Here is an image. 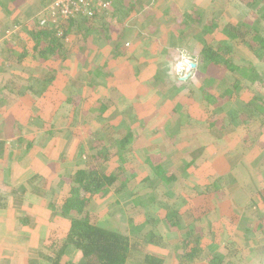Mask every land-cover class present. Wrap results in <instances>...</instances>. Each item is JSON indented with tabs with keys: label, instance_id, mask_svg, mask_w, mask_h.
I'll return each instance as SVG.
<instances>
[{
	"label": "crops",
	"instance_id": "obj_1",
	"mask_svg": "<svg viewBox=\"0 0 264 264\" xmlns=\"http://www.w3.org/2000/svg\"><path fill=\"white\" fill-rule=\"evenodd\" d=\"M15 1L17 6L5 0L8 7L0 9V20L18 26L19 18H37L52 2L37 0L38 7H32L30 0ZM236 2L110 0L107 15L56 26L63 46L58 59L39 68L32 65L37 68L32 78L48 75L53 80L39 89L33 86L36 80L27 82L19 72L6 79L10 73L0 62V109L11 102V118L17 121L0 120V264L37 263L43 246L66 237L67 219L50 206L61 203L68 176L91 167L104 173L110 164L120 166L123 176L137 175L127 184L133 189L155 175L149 166L157 158L164 161L165 171L184 176L180 194L186 202L203 204L205 212L197 213L201 219L193 234L202 239L199 255L183 262L174 252L171 260L167 244L148 245L149 252L164 264H264V119L249 120L252 110H243L232 96L224 67L201 61L205 48L217 46L223 26L241 18ZM5 25L0 39L6 38ZM30 30L23 27L11 42L17 48L32 46ZM9 44L3 42L1 49ZM239 48L234 47L235 58L242 57ZM242 48L249 60L253 54ZM181 52L195 63L194 84L169 75V64ZM11 79L12 88L6 85ZM30 98H40L32 109L41 108L44 118L35 129V114L19 122L11 107L25 111L29 105L24 101ZM10 129L23 136L19 146H7ZM24 147L30 156L19 155L23 158L15 164ZM36 148L42 150L39 155ZM100 151L106 153L105 161L98 158ZM214 187L217 193L210 195L208 189ZM70 251L65 259L74 260L77 253Z\"/></svg>",
	"mask_w": 264,
	"mask_h": 264
},
{
	"label": "trees",
	"instance_id": "obj_2",
	"mask_svg": "<svg viewBox=\"0 0 264 264\" xmlns=\"http://www.w3.org/2000/svg\"><path fill=\"white\" fill-rule=\"evenodd\" d=\"M105 1L110 3V0ZM236 1L241 5L246 15L242 11L243 19L238 23L223 26L217 46L205 48L201 61L206 66L211 65L213 68L224 67L231 80L232 96L239 100L237 103L243 107V110L246 108L252 110L247 114L248 117L250 116L249 120H263L264 0ZM7 7L6 2L0 0V9L7 10ZM72 21L71 19L62 20L60 25L71 24ZM16 23L20 25L18 21ZM56 26L58 24L46 27L34 26V30L27 32L30 35L29 44L31 43L32 46L18 47L19 50H17L18 48L15 46L6 45L4 49L0 50V62H5L4 66L9 73L19 72L18 74L24 77L27 82L32 83L36 80L44 87L48 83L51 84L53 82L51 78H46L43 75L42 79H36L32 78V74L33 70L47 65L45 63L48 60L58 59V54L62 51L63 46ZM63 34L65 35V33ZM235 46H246L261 62L254 64V61L247 60L246 56L240 57L241 59L235 58ZM17 51H20L17 58H9L10 55L13 56V52ZM32 65L38 67L34 68ZM242 117L246 116L242 114ZM28 149L26 148L27 151ZM104 154H106L104 151H100L97 154L99 157H97L105 161L104 158L107 156ZM90 160L92 159H88V161ZM152 161L149 168L155 172V175L151 174L142 179L144 187H141V180L133 189H129L127 184L135 180L137 175L130 176V178L123 176L121 167H112L109 161L107 162L109 164L107 172L99 173L95 167H91L90 170H79L75 175L68 176L65 180L66 188L62 191L61 203L50 206L58 217L67 219L69 224L67 235L59 242L55 241L49 246L47 245L48 248L43 246L38 255L40 259L38 258L37 263H33L164 264V260L153 254L152 249L149 252L147 246L152 248L153 243L162 246L167 244L170 249L171 244L167 242L172 240L176 241V249L173 252L177 253L179 261L192 260L199 255L202 239L196 240L193 234L198 225L197 219H201V217L196 218V215L205 212V208L203 204L200 207L197 203L186 202L185 195L180 194L179 188L184 176H177L178 173L172 169L165 171L161 167L164 161L160 158ZM153 165L156 167L153 168ZM165 188L166 191L163 192ZM167 188L169 189L167 190ZM124 190L132 198L134 213L123 221L119 220L117 214H109V216L108 213L101 214L103 208L107 212L117 203V201L111 202L110 194L112 192L117 195L125 194ZM208 193L211 195L217 193V190L215 187L209 188ZM101 202H106V204L101 207ZM184 215L186 218L183 217ZM139 216H144L146 221L145 225L138 227L135 224V218ZM101 219L102 221H100ZM126 224H129V227ZM137 229L139 232L146 229L150 232L141 237H135L133 240L131 234H135ZM70 250L77 253L74 260L73 258L65 259L70 254ZM169 251L172 252V250Z\"/></svg>",
	"mask_w": 264,
	"mask_h": 264
},
{
	"label": "rangeland",
	"instance_id": "obj_3",
	"mask_svg": "<svg viewBox=\"0 0 264 264\" xmlns=\"http://www.w3.org/2000/svg\"><path fill=\"white\" fill-rule=\"evenodd\" d=\"M3 1H5V0H3ZM7 1H9V3L11 4V5H14V3H15V5L17 6V2L15 1L14 2V0H7ZM21 0H19V2H20ZM8 3V4H9ZM49 3H51V2H49ZM27 4H29V5H31L32 7H38V4H37V0H30ZM47 6L45 5V7H44V9L46 8ZM207 7H209V6H207ZM109 8L107 9L106 8V10H105V12L103 13V15H107L108 13H109ZM107 13V14H106ZM243 13L246 15V12L245 11H243ZM28 16H30L31 15V13H28L27 14ZM217 16V15H216ZM221 16V15H220ZM21 18H24V17H21ZM21 18H19L18 19V21H19V23H20V25L18 26V25H16V24H14L12 21H4V19L5 18H3L2 20H0V22H4V23H2V24H6L5 25V28L6 29H4V32L3 33H5V36L4 37H6L5 39H0V50H1V48H3L2 47V44H3V42H8V43H11L10 45H12V46H15V48L17 47V45H16V42H11V40H12V38H13V36H15V35H17V34H19V33H21V31H22V29H23V27H25V26H30L31 28H34V26H38L39 25V27H41L40 26V21H39V16H37V18H35V17H29L27 20H20ZM233 19H234V21H235V17H233ZM241 19H243V16H241V18H236V23H238L239 22V20H241ZM84 20V19H83ZM82 23V22H81ZM2 24H0V26L2 25ZM83 24V23H82ZM58 25H60V23H58ZM37 28V27H36ZM76 29V28H75ZM8 30H12V33H10L11 35H6L7 34V32H8ZM75 34H77V32L75 33ZM59 37H61V35H59ZM69 43L71 42V40H69L68 41ZM71 45H70V49H72V46H73V41H72V43H70ZM18 50H19V48H18ZM245 51H246V49L245 48H239L238 49V53H240L242 56H245L244 54H245ZM20 52V51H19ZM1 56V55H0ZM251 56V55H250ZM252 58V61H254V64L255 63H259V62H261V60H259L256 56H252V57H249V59H251ZM2 72V71H1ZM101 73V72H100ZM99 73V74H100ZM11 75H12V73H10L7 77H6V79H9L10 77H11ZM46 77H48V75H46ZM102 78V77H101ZM185 78H187V80L188 79H190V80H192V82H193V84H194V82L195 81H193V80H195V76L193 75V72L191 71V73L190 74H188ZM101 80V79H100ZM102 80H105V83L107 82V81H109V77H108V80H107V78L106 79H104V78H102ZM186 80V79H185ZM17 81H20V82H22L23 84H25L26 83V81L25 80H17ZM11 83H14V80H12L11 79V82H9L8 84H6L7 86H9L10 85V88H12L13 86H15L14 84H11ZM33 86H35L36 88H41V87H43V85L42 84H40L39 82H34L33 83ZM2 87V85L0 84V88ZM12 94V93H11ZM65 96H68V95H65ZM73 98L75 97L74 95H71ZM13 96L11 95H9V97L8 98H12ZM40 99V98H39ZM39 99H34V98H30V99H28V101L26 100V101H24V103H25V106H27V105H29V108H31V109H29V108H26V110L24 111V110H21V111H19V109H17L18 108V106H13V105H11V107L13 108V111L15 112V115L16 116H18V117H16L15 116V118H17L18 120H19V122L22 120V119H24V121H25V118H26V116H33V114H35L36 116H34L35 117V119H32V120H34L33 121V125H32V129H35L36 127L38 128V123H40L44 118H42L41 116H42V109L41 108H38V110L37 109H35V110H33L32 109V107H34V104L36 103H38V102H40L41 100H39ZM4 103H7V101H4ZM11 104V102L8 104V106H6V108L4 109V108H1L0 109V115L1 116H3L2 118H0V120H2V121H9V122H17V121H15L14 120V118H11V115H12V113L10 112V105ZM35 104V105H36ZM7 107H9V110L7 109ZM36 107V106H35ZM13 112V113H14ZM22 114H24V117H22ZM0 116V117H1ZM6 119V120H5ZM21 119V120H20ZM42 119V120H41ZM264 128V125H263V127L261 128V130ZM9 132L10 133H12V137H10V141H8L9 143H8V147H10V148H12V147H15L16 145L17 146H19V144H20V142H18L21 138H23V136L21 135V134H19V133H17V132H15V131H13V129H10L9 130ZM35 148V147H34ZM34 148H33V150H34ZM32 150V151H33ZM35 151H36V155H39L40 154V151H42V150H40L39 148H36L35 149ZM18 154H17V157H16V159L14 160V163L16 164L21 158H23V157H19V155L20 156H30L29 154H30V152H29V150L27 151L26 150V147H24L23 149H22V151H21V149L17 152ZM252 172V171H251ZM132 173V172H131ZM126 177H128V178H130V176H126ZM130 184V183H129ZM135 184V183H134ZM129 192V191H128ZM127 192L125 193V194H123V195H121V196H118V195H116V193H111V197H110V200H111V202L113 201H116V200H120V202H117L116 204H114V206L113 207H111L110 208V210L108 209V211L106 212L105 211V209L102 211L101 210V214H106V213H108V216H109V214H117V216H122V214H123V216L124 217H129V215L130 214H133L134 213V211H135V209H134V207H133V205H132V198L131 197H129V195H128V197H127ZM104 204H106V202H101V207L104 205ZM108 207H109V205H108ZM109 218V217H108ZM100 221H102V219L100 220ZM99 221V222H100ZM145 222V217L144 216H139V217H136L135 218V224H139V225H141L142 223L143 224H145L144 223ZM141 223V224H140ZM127 225V227H129V224H126ZM142 230H144V229H142ZM149 232H150V230H149ZM148 232V229H146L145 231H142V232H139V229H137V230H135V235L134 234H131V237L133 238V240L135 239V237H141V236H143V235H146V234H148L149 233ZM153 243V242H152ZM153 245L154 246H156L154 243H153ZM171 246L173 247H176V241L174 242V241H172V243H171ZM146 247V246H145ZM144 247V248H145ZM148 247V246H147ZM169 250H172V252H170ZM168 250V252H167V255L171 258V260H173V258L176 256L175 254H174V252H173V248H171L170 247V249ZM34 256H36L35 254H33ZM162 257L164 258V256L162 255ZM36 258H37V256H36ZM171 264H177V262L176 263H174V262H171Z\"/></svg>",
	"mask_w": 264,
	"mask_h": 264
},
{
	"label": "built area",
	"instance_id": "obj_4",
	"mask_svg": "<svg viewBox=\"0 0 264 264\" xmlns=\"http://www.w3.org/2000/svg\"><path fill=\"white\" fill-rule=\"evenodd\" d=\"M110 6L105 0H52L39 15L40 26L56 25L69 19H94L103 16Z\"/></svg>",
	"mask_w": 264,
	"mask_h": 264
},
{
	"label": "clouds",
	"instance_id": "obj_5",
	"mask_svg": "<svg viewBox=\"0 0 264 264\" xmlns=\"http://www.w3.org/2000/svg\"><path fill=\"white\" fill-rule=\"evenodd\" d=\"M169 75L175 74L178 78H185L191 73L195 67L194 61H192L185 52L174 58V62L169 64Z\"/></svg>",
	"mask_w": 264,
	"mask_h": 264
}]
</instances>
